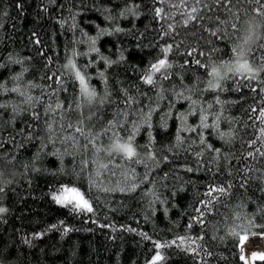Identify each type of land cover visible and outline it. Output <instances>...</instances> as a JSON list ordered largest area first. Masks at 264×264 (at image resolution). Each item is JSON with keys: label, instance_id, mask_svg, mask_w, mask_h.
<instances>
[{"label": "trees", "instance_id": "16d2710c", "mask_svg": "<svg viewBox=\"0 0 264 264\" xmlns=\"http://www.w3.org/2000/svg\"><path fill=\"white\" fill-rule=\"evenodd\" d=\"M261 4L264 0H231L229 9L228 0H0V105H7L0 107V206L8 209L0 214V264H146L154 255L155 241L177 237L195 240V251L186 250L190 241L158 249L164 257L158 264H264L252 259L253 253L264 252V233L257 227L264 224V123L256 119L264 106V92L259 91L264 85L236 76L222 82V91H209L210 77L195 63L228 61L242 35L232 24L241 28ZM193 6L200 9L199 18L185 25V13ZM156 7L164 9L163 18L155 16ZM167 45H172V68L165 73L169 78L157 74L155 87L144 84L143 74L162 58ZM92 47L99 52H91ZM69 59L90 78L98 95L110 94V103L46 111L49 104L75 108L80 102L79 84L65 67ZM125 91L138 103L126 108ZM149 106L156 109L151 127L139 111L147 112ZM122 109L130 113L127 119ZM193 109L196 115L189 114ZM201 109L210 125L219 116L218 129L198 127ZM33 113H39L38 120ZM179 113L187 116L183 127L198 131L180 132L183 143L177 146ZM80 119L93 133L103 132L108 121L115 120L112 131L125 139L128 133L120 130L121 123L129 131L132 121L142 125L134 143L144 163L114 155L111 171L116 175L109 171L97 180L116 191L91 186L89 176L95 178L96 165L81 171L83 159L108 163L106 152L97 155L61 142L68 134L61 125H75ZM48 123H53L54 134L48 132ZM219 133L227 135L222 139ZM111 143L112 133L97 141L105 149ZM149 152L154 160L148 159ZM145 175L148 181L141 184ZM131 182L140 185L135 192L118 190ZM63 184L80 187L94 211L57 205L51 193ZM209 185H231L210 210L201 203L209 199ZM198 209L204 212L203 224L192 223ZM64 227L71 231L65 234ZM233 230L249 237L245 255Z\"/></svg>", "mask_w": 264, "mask_h": 264}, {"label": "snow or ice", "instance_id": "6c2138e0", "mask_svg": "<svg viewBox=\"0 0 264 264\" xmlns=\"http://www.w3.org/2000/svg\"><path fill=\"white\" fill-rule=\"evenodd\" d=\"M162 3L163 0H160ZM221 0H217V3H220ZM258 2V0H257ZM196 4H200V0H195ZM229 9L231 5V0H228ZM17 7H20L17 5ZM131 11V9H129ZM199 11L200 9L193 6L190 11H187L185 13L186 19L183 21L185 25L192 21H196L199 18ZM155 16L156 17H162V14L164 13V9L161 7H156L154 9ZM256 16H253L252 18L248 19L247 21H244L241 28H237L236 24H232V28L238 32H242V35H240L237 38V41L233 44L231 47V58L228 61L222 62L220 64H211V65H205L201 64L199 60H196L195 63L204 68L206 70V73L208 77H210L207 81V89L209 91H216L217 89L223 90L222 82L226 81L228 79L234 78L236 76L241 77L243 80H246L251 84L252 81H257L259 84L264 85V79L261 78L262 74H264V4H261L259 8L255 9ZM259 17L260 19H257ZM236 19L239 20V17H236ZM172 25L169 24L168 28L172 29ZM117 31H120V29H117ZM166 35L168 33H165ZM213 35H217V33H213ZM39 43V41H37ZM93 45L95 44V40L92 41ZM255 46V49L254 47ZM172 50V45H167L164 47L162 52V58L157 59L156 62L150 64L149 68L145 71V73L142 76V80L144 84L155 87L157 84L156 76L157 74L163 75V79L167 80L169 76L165 74L168 69L172 68V64L168 60V53ZM91 52H99V49L92 47L90 49ZM194 51V50H193ZM257 52H259V57L257 58ZM189 56L192 55V52L187 53ZM203 55V53H200ZM87 55V53H85ZM66 68L71 69V71L74 74L75 80L79 84V101L76 103L75 108H73L72 104H68L65 106L62 103H57L55 105V108L51 106V104L48 105V108L46 111L48 112H56L57 110H63L65 112L67 111H76L80 110L83 107V104L86 103L88 105H92L94 103H99L100 105H104L105 103H110L109 96L110 94L105 92L103 96L98 95L97 91L94 88H91L89 85V77H87L84 72L81 71L79 67H77V64L74 59H69L68 63L65 65ZM100 75L103 77V73H100ZM58 83H61V81H57ZM253 92L257 91L256 88L251 89ZM7 91V89H5ZM12 92H20L19 88H13L11 89ZM260 92H264V87H260ZM21 95H24L23 92L20 93ZM178 96H183V93H178ZM184 99L190 100L192 105H195L197 102L195 100H191L190 96H183ZM28 102L32 101V97L29 96L27 98ZM123 103L126 108L130 107L134 103H138L136 99L129 95L127 91L124 92V100ZM217 103H219V100L217 99ZM0 107H7V105H0ZM123 112V115L127 119L129 117L130 113L125 110H121ZM141 116L140 119L143 121L144 124H147L148 127H151V124L149 121L151 120V116L153 112L156 111L155 108H152L149 106L148 111L144 112V109L141 108L140 110ZM251 111L253 113L257 112L256 108H252ZM189 114L196 115L195 109H193ZM169 117L171 114H166ZM33 117L35 119H39V113H33ZM88 119H91V117H88ZM177 119H179L182 122V126L177 130V135L175 137L177 146H179L181 143H183V138L180 135V132L183 131H191V132H197L198 127L203 129L208 128H219V116L216 117V120L210 125L207 123L208 116L204 113L203 109L200 110V120L198 127H190L185 128L183 127V124L187 121V116L184 113H179L177 116ZM257 120H260L261 123H264V106L259 108V115L256 116ZM141 124H137L135 121H132L131 130H127L123 127V123L120 124V130L127 131V138L120 136L119 131L113 132L112 130L114 128H117V122L115 120H109L108 121V127L103 130L101 133H93L91 129H86L85 127V121L83 119H80L75 125L72 123H67L66 125L62 124L61 129L63 131L68 132L67 135H63L61 137L62 143H71L74 149H83L84 151L92 150L95 154H99L101 152H106L107 156L109 157L108 163L99 162L97 160H91L83 159L81 160V171L84 169L90 167L91 165H96V172H95V178L92 176H89V182L92 187L100 188L102 191L108 192V191H116V188H108V187H101L100 183H97V180H99L104 173L111 171V166L113 165V156H119L123 161L129 162V163H144L142 159L139 158V153L137 151V147L135 146V137L140 131ZM163 127H167V123L162 125ZM47 129L50 134H54L55 130L53 128V123L47 124ZM109 133H112V143L110 146L105 149L101 146H98L97 141L101 138L102 135H108ZM261 137L264 138V128L260 129ZM220 137L223 139L226 133H219ZM149 136L151 137V133H149ZM154 139V138H153ZM83 140V144L80 143V141ZM49 141L52 142V135L49 136ZM151 142V141H150ZM200 143L204 144L205 140L203 135H200ZM252 144H255V141L251 142ZM208 148H212L211 145H207ZM215 152L219 153L220 149H214ZM259 151V149H257ZM66 154L72 155L73 153L67 152ZM262 156H264V152L260 153ZM199 156L200 153H197ZM249 156H253V152L248 153ZM148 159L154 160L155 156L153 153H148ZM166 160L167 157H164ZM118 167V165H116ZM132 173H135V169L131 170ZM187 171L191 172L193 171L192 168H188ZM111 175L115 176L116 173L114 171H111ZM134 180V176L132 177ZM125 180H128L127 175L125 176ZM148 181V176L145 175L144 178L140 181L141 184ZM140 185L131 182L129 186L127 187H118V190L120 192H135L137 188ZM241 187H244L243 184H241ZM231 188V185H228L227 187L223 185H209L208 191L205 193L209 199L205 201H201L202 204H204L205 209L210 210L209 206L213 203V201H218L221 196H225L228 194V189ZM0 192H3V188H0ZM147 194V193H146ZM51 197L53 201L62 207H70L72 211L75 212H87L92 213L94 211L92 202L86 198V193L81 190L80 187L77 186H69L67 184L61 185L58 189L52 191ZM8 211L7 208L0 206V214L6 213ZM198 216L196 218H193L192 223H200L203 224L202 217L204 216V212H200L199 209L197 210ZM262 212H264V209H262ZM261 218H264L262 216ZM192 223L188 225V227L192 226ZM251 223V221L249 222ZM61 224H63V221H61ZM53 229L57 228V225L51 226ZM259 231L261 233H264V224L258 225ZM132 231H135L134 229H131ZM71 231L70 228L64 227L65 234L67 232ZM233 236H236L239 238V243L242 245L243 241L249 239L247 235L241 236L240 233L236 232L235 230L231 233ZM141 235L145 239H150V237L147 236L145 233H141ZM186 241H190L189 247L186 250L189 251H195L194 248L191 247V244H195V240H191L190 237H177L176 240H172L170 242L161 243L160 241L154 242V255H152L151 259L146 262V264H158V262L162 261L164 257L161 255L160 251H157L158 249L171 247V246H181L186 243ZM28 242L27 240L25 241ZM256 242L259 243V237H256ZM240 251L243 252V247L240 248ZM240 260H245L244 255H240ZM252 259L256 260L259 259L261 261H264V252L260 253H253Z\"/></svg>", "mask_w": 264, "mask_h": 264}, {"label": "rangeland", "instance_id": "374dc122", "mask_svg": "<svg viewBox=\"0 0 264 264\" xmlns=\"http://www.w3.org/2000/svg\"><path fill=\"white\" fill-rule=\"evenodd\" d=\"M247 241H248V239H247V240H245V241H243V243H242L241 247H243V248H244V245L248 243ZM263 249H264V248H263ZM256 253H257V252H256ZM243 254H244V251H243ZM244 255H245V254H244Z\"/></svg>", "mask_w": 264, "mask_h": 264}, {"label": "water", "instance_id": "95a60500", "mask_svg": "<svg viewBox=\"0 0 264 264\" xmlns=\"http://www.w3.org/2000/svg\"><path fill=\"white\" fill-rule=\"evenodd\" d=\"M255 237H257V236H255Z\"/></svg>", "mask_w": 264, "mask_h": 264}]
</instances>
